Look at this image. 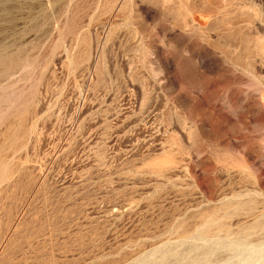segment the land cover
I'll list each match as a JSON object with an SVG mask.
<instances>
[{
  "label": "rangeland",
  "instance_id": "374dc122",
  "mask_svg": "<svg viewBox=\"0 0 264 264\" xmlns=\"http://www.w3.org/2000/svg\"><path fill=\"white\" fill-rule=\"evenodd\" d=\"M0 264H264V0H0Z\"/></svg>",
  "mask_w": 264,
  "mask_h": 264
}]
</instances>
